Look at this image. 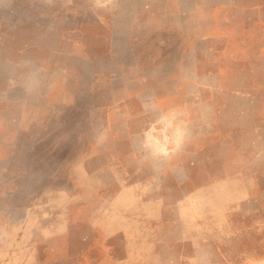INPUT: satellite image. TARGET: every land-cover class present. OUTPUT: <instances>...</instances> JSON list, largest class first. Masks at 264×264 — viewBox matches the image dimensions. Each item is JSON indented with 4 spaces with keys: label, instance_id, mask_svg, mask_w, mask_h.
Here are the masks:
<instances>
[{
    "label": "rangeland",
    "instance_id": "obj_1",
    "mask_svg": "<svg viewBox=\"0 0 264 264\" xmlns=\"http://www.w3.org/2000/svg\"><path fill=\"white\" fill-rule=\"evenodd\" d=\"M0 264H264V0H0Z\"/></svg>",
    "mask_w": 264,
    "mask_h": 264
}]
</instances>
